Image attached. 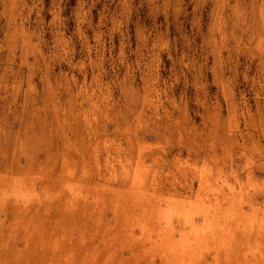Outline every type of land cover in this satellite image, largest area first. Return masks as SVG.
Returning a JSON list of instances; mask_svg holds the SVG:
<instances>
[{"label": "rangeland", "instance_id": "374dc122", "mask_svg": "<svg viewBox=\"0 0 264 264\" xmlns=\"http://www.w3.org/2000/svg\"><path fill=\"white\" fill-rule=\"evenodd\" d=\"M0 264H264V0H0Z\"/></svg>", "mask_w": 264, "mask_h": 264}]
</instances>
